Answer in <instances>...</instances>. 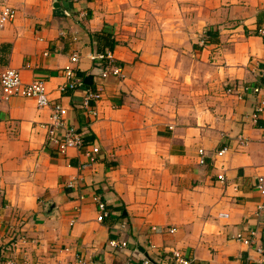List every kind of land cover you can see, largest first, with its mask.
Masks as SVG:
<instances>
[{"label": "crops", "instance_id": "0c3cea01", "mask_svg": "<svg viewBox=\"0 0 264 264\" xmlns=\"http://www.w3.org/2000/svg\"><path fill=\"white\" fill-rule=\"evenodd\" d=\"M5 2L17 14L0 29V73L44 80L99 152L91 163L75 148L58 155L49 106L0 101V264H177L173 251L190 264H261L234 237L256 229L264 246V109L252 117L264 103V0ZM107 48L124 79H96L90 55ZM73 55L82 84L61 91ZM88 88L103 94L97 116L79 106Z\"/></svg>", "mask_w": 264, "mask_h": 264}, {"label": "built area", "instance_id": "2783aa9c", "mask_svg": "<svg viewBox=\"0 0 264 264\" xmlns=\"http://www.w3.org/2000/svg\"><path fill=\"white\" fill-rule=\"evenodd\" d=\"M77 1V0H74ZM17 11L14 7L0 0V29L4 28L7 24L11 23L16 17ZM47 53L44 52V55ZM90 59L97 63L100 71L96 76L98 81L106 80L110 77L122 80L125 78L124 65L116 62L112 49H104L103 51L95 52L90 55ZM79 58L73 55L70 62L64 66V76L67 82L61 86V91L67 89L74 90L82 83L76 79L77 62ZM253 92L258 93L259 88L254 87ZM12 96H20L33 99L38 107H50V115L48 121L44 124L46 128V140L49 148L57 153L63 155L70 148H75L84 154L89 162H94L99 152V147L95 144L85 140L82 132L73 124L69 123L66 119L67 110L59 102L51 103L49 93L46 89L45 81L42 79H34L28 83L22 81L19 70L15 68H6L0 73V101H7ZM103 94L100 90H93L88 88L86 94L80 103V107L91 116H97V102L102 98ZM264 103L258 102L255 106V111L252 115L253 120H256L258 114L264 109ZM241 144H244L241 141ZM227 151L224 147L217 151L216 155L221 156ZM199 162L203 164L204 151L198 150ZM83 163L81 167L87 166ZM218 179L223 181V175H218ZM255 189L263 199L257 205V214L264 213V173H261L255 178ZM73 187V182H70ZM82 198V196H81ZM98 215L97 220L103 221L108 215V209L105 203L101 200L97 201ZM220 216H227L225 213L219 214ZM74 221V219H72ZM123 226V225H122ZM170 231H173L170 229ZM257 230L248 229L246 233L238 232L235 235V240L244 245H254L257 254L259 255V262L264 264V246L256 242ZM108 244L115 249H123L127 247L125 239H110ZM172 258L177 264H190V261L185 259L180 251H173ZM123 264H133L131 259L126 260ZM140 264H151L147 258L142 259Z\"/></svg>", "mask_w": 264, "mask_h": 264}, {"label": "trees", "instance_id": "16d2710c", "mask_svg": "<svg viewBox=\"0 0 264 264\" xmlns=\"http://www.w3.org/2000/svg\"><path fill=\"white\" fill-rule=\"evenodd\" d=\"M99 40L102 39V37L98 36ZM103 43L106 45V47L111 48L113 46V42L110 38L108 37H103ZM86 140V139H85Z\"/></svg>", "mask_w": 264, "mask_h": 264}]
</instances>
